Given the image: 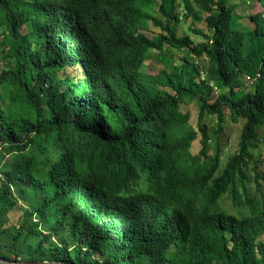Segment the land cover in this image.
Masks as SVG:
<instances>
[{
  "label": "trees",
  "instance_id": "16d2710c",
  "mask_svg": "<svg viewBox=\"0 0 264 264\" xmlns=\"http://www.w3.org/2000/svg\"><path fill=\"white\" fill-rule=\"evenodd\" d=\"M49 1L0 0V258L264 264V9L247 26L227 0H119L114 52L82 68ZM127 58L156 72L112 88ZM226 118L241 128L220 166Z\"/></svg>",
  "mask_w": 264,
  "mask_h": 264
},
{
  "label": "clouds",
  "instance_id": "9594fccd",
  "mask_svg": "<svg viewBox=\"0 0 264 264\" xmlns=\"http://www.w3.org/2000/svg\"><path fill=\"white\" fill-rule=\"evenodd\" d=\"M49 1V0H48ZM119 0H50L58 22L64 26L63 43L66 51L77 56L82 68L91 67L93 58H107L114 52V39L119 37L120 14L115 9ZM128 1V0H125ZM148 62L146 63V61ZM141 62L127 58L123 72L113 69L108 83L113 88L120 79L130 83L136 73L156 72L150 59ZM195 63L201 65L200 61ZM152 70V72H151ZM80 72V71H79Z\"/></svg>",
  "mask_w": 264,
  "mask_h": 264
},
{
  "label": "rangeland",
  "instance_id": "374dc122",
  "mask_svg": "<svg viewBox=\"0 0 264 264\" xmlns=\"http://www.w3.org/2000/svg\"><path fill=\"white\" fill-rule=\"evenodd\" d=\"M159 1V0H157ZM227 4L228 5H232V7L234 8V12L237 15H240L238 22L242 25H247L250 26L252 24V22H250V19L248 18V15L250 13L254 14L258 11H263V7L256 1H248V0H227ZM180 20L182 21V23L178 24V34H183L186 30L187 27L190 25L193 26L192 21L190 20H184V16H180ZM185 21V22H184ZM149 27H151V25H149ZM194 27H200L198 23L194 24ZM27 28V26L25 27ZM23 30V28H22ZM155 30L151 31L154 32ZM156 31H158L156 29ZM188 31V30H187ZM194 39L195 42H200L202 41V37L200 35H194L191 34ZM148 62V60L146 61V63ZM203 68L206 65V61H202L200 62ZM152 72V70H151ZM215 89V87H214ZM218 89H216L217 91ZM181 109L183 111H189L190 113V120H189V125L192 127H195V122H196V118H197V107L195 105V103L193 101L187 103V104H182L181 105ZM228 117V116H227ZM214 121L213 123H209V126H214ZM240 128H241V124L240 123H235L231 120H229V118H226V122H225V133L228 137V142L223 145V151L221 154V165L223 166L228 158L234 153L236 152V148H237V142H238V137H239V132H240ZM253 150L259 154L262 159H264V145L261 143V141H253ZM200 147V143L199 140L196 139L193 144H192V151L193 152H197L198 149ZM261 170L264 171V164H262L261 166ZM249 176H250V181L247 182V190L249 195L252 197L253 202L255 203H262V193L260 191H258L256 189V183L254 180V173L253 171H249ZM239 193L242 196V199H244V195H243V190L241 187H239ZM234 201L232 200V198L230 197L229 192L225 193V195L220 198L219 200V204L220 207L225 210V211H229V212H237V207L233 204ZM244 210H246V207H244ZM21 210L20 209H14L11 212H9V219L12 222H16L17 218H18V214H20Z\"/></svg>",
  "mask_w": 264,
  "mask_h": 264
},
{
  "label": "water",
  "instance_id": "95a60500",
  "mask_svg": "<svg viewBox=\"0 0 264 264\" xmlns=\"http://www.w3.org/2000/svg\"><path fill=\"white\" fill-rule=\"evenodd\" d=\"M0 262L4 263V264H64L61 262H46V261H38V262H24V261H17V262H13V261H9L6 259H2L0 258Z\"/></svg>",
  "mask_w": 264,
  "mask_h": 264
}]
</instances>
